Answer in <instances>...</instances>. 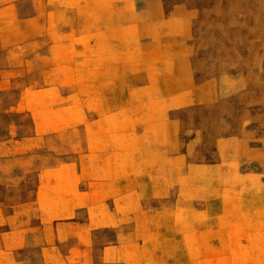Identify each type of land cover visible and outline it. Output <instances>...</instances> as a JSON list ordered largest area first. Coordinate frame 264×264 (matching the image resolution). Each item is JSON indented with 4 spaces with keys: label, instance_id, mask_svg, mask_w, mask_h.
I'll return each instance as SVG.
<instances>
[{
    "label": "rangeland",
    "instance_id": "rangeland-1",
    "mask_svg": "<svg viewBox=\"0 0 264 264\" xmlns=\"http://www.w3.org/2000/svg\"><path fill=\"white\" fill-rule=\"evenodd\" d=\"M135 1L0 0V264H264L263 168L150 150L138 102L187 63L200 142L264 111V0Z\"/></svg>",
    "mask_w": 264,
    "mask_h": 264
},
{
    "label": "crops",
    "instance_id": "crops-1",
    "mask_svg": "<svg viewBox=\"0 0 264 264\" xmlns=\"http://www.w3.org/2000/svg\"><path fill=\"white\" fill-rule=\"evenodd\" d=\"M147 2V0L142 1V5H147ZM139 3L140 0L135 1L137 6ZM135 12L137 13V10L134 11V13ZM138 16H142L141 10H139ZM134 21L135 18L132 16V24H134ZM129 23L130 20H128V24ZM191 70L192 68H190L187 63H183V67L178 64L177 80L174 78V75H170L173 71L167 69L168 78L170 76V79L161 81L160 79L147 78L144 80L143 87L138 84L140 89L143 88L149 92V94L142 95L141 101L138 100V102L148 105L146 108L152 110L151 112L146 111L144 116L145 119H151L152 122L156 121V123H152V126L155 127L151 129L154 132L152 134L169 137L166 142L162 141L161 143L153 144L152 146L154 147L150 148V150L162 152H184L187 148L188 151H198L200 148L197 149L196 144H200V146L208 144L213 146V151L235 153L240 160L245 161L249 165V162H254L252 159L255 158L258 168H263L262 171L264 173V111L258 108L254 113H250L249 110L246 112L248 115L251 114V121H256L251 127L249 124L247 126H242L246 115L243 110L244 116L242 118V124L238 128L230 127L231 129H226L228 130L227 133L218 132L213 128V130H210V132L205 134L208 135L210 139L205 143L200 142V112L202 109H209V113L211 114V110L213 109L211 106L218 103V98L220 96L214 94L216 91L214 90L213 81H200L195 78L194 73L190 74ZM212 87L214 93L210 90ZM129 99L130 98H128L127 101ZM134 101L136 100L132 97V104ZM126 104L129 105L131 103L127 102ZM154 104H160L161 106H153ZM186 112L188 114L191 112L192 115L186 116ZM149 114H151V116H149ZM158 121L160 122L158 123ZM141 128V131H132V133L139 135L148 134V128L146 126H140L139 129ZM185 136L192 138H188L186 141L187 143H185ZM9 235L10 232H3L0 234V244L2 246H6L7 236ZM3 258L4 257L0 253V263L5 260ZM169 262L179 263L180 261L178 258H175L172 259V261L164 260L160 263L168 264Z\"/></svg>",
    "mask_w": 264,
    "mask_h": 264
}]
</instances>
